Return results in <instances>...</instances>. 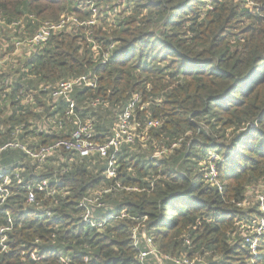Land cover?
I'll list each match as a JSON object with an SVG mask.
<instances>
[{"label": "trees", "instance_id": "obj_1", "mask_svg": "<svg viewBox=\"0 0 264 264\" xmlns=\"http://www.w3.org/2000/svg\"><path fill=\"white\" fill-rule=\"evenodd\" d=\"M94 10L104 14L95 23ZM109 10L120 12L114 25ZM70 14L76 23L16 47ZM1 39L0 173L11 183L3 202L0 194V264H158L153 253L139 259L149 251L144 233L159 255L264 264V232L252 248L260 200L246 207L264 183V0H0ZM82 75L98 83L75 86L70 117L52 91ZM126 113L136 129L119 140L117 178L97 154H32L71 138L75 119H91L94 140L107 142ZM43 180L69 193L47 195ZM106 187L93 212L106 220L100 229L83 221L80 202Z\"/></svg>", "mask_w": 264, "mask_h": 264}, {"label": "built area", "instance_id": "obj_2", "mask_svg": "<svg viewBox=\"0 0 264 264\" xmlns=\"http://www.w3.org/2000/svg\"><path fill=\"white\" fill-rule=\"evenodd\" d=\"M65 26V22L61 21L58 24H53V23H45V25L40 29V31L36 32V34L32 37H29L27 40L25 39L24 41L21 42V40H17L16 42V47L18 49L27 46L28 48H32L35 45L46 41L49 38V35L51 32L55 30H60ZM24 43V45L22 44ZM111 51H108L105 54L104 57V63L109 59L111 55ZM3 65V61L0 59V68ZM98 83L97 77H92L90 75H82L77 78H72L70 80H65L61 81L52 91V95L55 98H62L67 101V103H70V109L67 111L68 115L71 117L72 115L76 116L74 107H75V101L71 96V93L75 86L79 85H86L90 87H95ZM100 103V101L97 99L96 102H94L92 105L95 106L96 104ZM130 116V113H126L124 117H121L123 121L128 120ZM125 118V120H124ZM54 124H56L59 128H63L65 126L64 122L62 119H55L52 120ZM74 124L77 125V128L72 131L71 133V138L69 139H60L56 141L53 145H49L46 147H41L37 152L32 153L34 157H36L39 161H43L52 151L59 149L61 147H64L67 150H71L76 152L79 157H90L93 155H99L102 158L107 159V169H106V174L108 179L112 178H117L118 177V165H117V160H116V152L119 148V140L123 139L120 132H117L115 134V137L112 139L108 140L107 142L104 143H98L94 140V135H95V127L94 123L91 121V119H86L85 121L82 120H77L75 119L73 121ZM124 123L123 125H125ZM152 124V123H150ZM133 136V135H132ZM131 135L127 136L128 141L134 140ZM7 145L10 146H20L25 148V146L21 143H14L11 142ZM6 145V146H7ZM161 153H157L156 155H160ZM216 177V171L214 168H212L211 171V178L214 179ZM16 178H17V184L22 183L21 177H19V173H16ZM220 187L222 188L221 185L219 184L218 181H216ZM11 183V178L9 175H3L0 173V194H1V202H3L8 194H9V189L8 186ZM40 190L46 191L47 195H56L58 193H63L66 195L69 193L68 190L66 191H59L57 188L50 187L49 182L47 180H43L40 183L37 184ZM118 188H121L122 186L118 183ZM111 192V188L106 187V188H101L95 190L93 194H89L85 196L81 202L80 206L84 209L83 214H82V219L83 221L92 224L93 226H96L97 228L103 229L105 228V223L106 220H98L94 218V209L101 208L105 204L101 202V199L105 194H108ZM28 202L29 203H34L35 202V195L34 191L32 188L29 187V195H28ZM260 205H261V211L264 214V195L260 196ZM48 216L52 215V212L46 211ZM9 220H11L9 218ZM138 233H137V230ZM6 229L2 228L0 229V235H1V249L0 253L3 251L7 250L6 244L4 242L6 241L7 237L4 235V231ZM136 230V232H135ZM253 233L256 234V238L254 241H252V248L255 250L257 249V244H258V236H260L264 232V215L260 219L258 223H254L253 225ZM143 238L146 241L147 246L149 247V251H143L139 254V259L140 261H144L145 258L147 257L148 254L153 253L155 255L157 252L156 246L153 242V240L148 237L145 233L142 235ZM140 235H139V229L138 227H134L132 230V239L134 241V245L137 246L139 245L141 241ZM188 241V240H187ZM256 255V250L254 251ZM33 258L35 259H40L41 256L32 254ZM167 259L172 260L176 264H198L194 263V261L190 260L188 257H172L170 255H166ZM65 263H68V259Z\"/></svg>", "mask_w": 264, "mask_h": 264}, {"label": "rangeland", "instance_id": "obj_3", "mask_svg": "<svg viewBox=\"0 0 264 264\" xmlns=\"http://www.w3.org/2000/svg\"><path fill=\"white\" fill-rule=\"evenodd\" d=\"M94 12H95V14L93 16V20H94L93 23H95L96 20H101L100 17H102L104 15V14L98 13V11H96V10H94ZM67 15H61V17H60V18H64L65 17L64 19L61 20V21H64L65 22V25L67 23H69L70 21H72V23H76V20L73 19L74 16L72 14L69 15V18H66ZM108 15H109V18L108 19H109L110 25H114L115 24V21H116L115 19L120 18V12H118V10L117 11H115V10L114 11L109 10ZM49 22L50 23H53V24H57L56 21H49ZM79 22L80 21H78V23ZM72 25L74 26V24H72ZM19 40H21V42H22V39H19ZM0 42H2V39L0 40ZM22 44L24 45V43H22ZM0 45L2 46V44H0ZM3 48L4 47L2 46V49ZM124 120H125V118H124ZM124 123H126V124L123 125ZM119 128H120L119 129V132H120L121 136H123L124 134L130 135L131 133H134V131L136 129V126L134 124L130 123L128 120L123 121L121 119V123H120V127ZM131 136H132V134H131ZM259 185H260V187H258V189L255 187V188L251 189L248 192V196H247L248 198H247L246 207H254V205H256V203H257V200H260V196L264 195L263 192H259V190H263L264 189V183L261 182ZM136 230H135V232H136ZM137 233H138V230H137ZM156 254H157V252H156ZM155 256L157 258L158 264H176L172 260L167 259V256L166 255H159V254H157ZM184 256L185 255H180V256H176V257H184ZM185 257H188V256H185ZM188 258L190 260L194 261V263H198V264H201L202 263V259L199 258V257L198 258H190V257H188ZM66 261H67V258L62 257V259L60 260V263H65Z\"/></svg>", "mask_w": 264, "mask_h": 264}]
</instances>
